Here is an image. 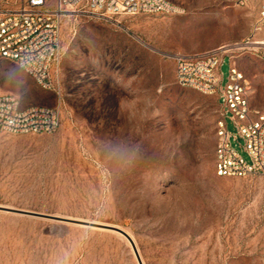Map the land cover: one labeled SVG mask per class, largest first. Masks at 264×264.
<instances>
[{
  "label": "rangeland",
  "instance_id": "1",
  "mask_svg": "<svg viewBox=\"0 0 264 264\" xmlns=\"http://www.w3.org/2000/svg\"><path fill=\"white\" fill-rule=\"evenodd\" d=\"M171 1L184 12L68 17L60 94L0 59V91L60 111L53 132L0 131V264H138L105 225L130 234L143 264H264V174H216L217 94L178 85L174 61L228 48L220 85L231 55L260 106L264 48L235 43L262 2Z\"/></svg>",
  "mask_w": 264,
  "mask_h": 264
},
{
  "label": "built area",
  "instance_id": "2",
  "mask_svg": "<svg viewBox=\"0 0 264 264\" xmlns=\"http://www.w3.org/2000/svg\"><path fill=\"white\" fill-rule=\"evenodd\" d=\"M244 4L249 0H236ZM254 31L264 25V0ZM184 9L171 0H0V59L14 62L43 89L60 94L58 82L51 77L59 62L61 29L64 21L79 13L99 16L119 14L176 15ZM239 47L259 49L263 42L247 37ZM228 48H212L197 54H176L175 80L205 94H217L220 113L216 122L215 172L219 176L264 174V103L250 104V85L229 56V71L221 86L219 67ZM236 132L231 133L227 121ZM60 125L57 107L24 106L19 96L0 91V131L48 133ZM231 137L243 140L245 159L231 143Z\"/></svg>",
  "mask_w": 264,
  "mask_h": 264
},
{
  "label": "water",
  "instance_id": "3",
  "mask_svg": "<svg viewBox=\"0 0 264 264\" xmlns=\"http://www.w3.org/2000/svg\"><path fill=\"white\" fill-rule=\"evenodd\" d=\"M18 211L24 212V213H32V212L24 211V210H18ZM33 214H39V213H33ZM105 227L122 234L129 241V243H130V245H131V247L133 249V252H134V254H135L136 258H137L138 264H143L133 239L131 238V236L125 230H123L120 227L113 226V225H105Z\"/></svg>",
  "mask_w": 264,
  "mask_h": 264
},
{
  "label": "crops",
  "instance_id": "4",
  "mask_svg": "<svg viewBox=\"0 0 264 264\" xmlns=\"http://www.w3.org/2000/svg\"><path fill=\"white\" fill-rule=\"evenodd\" d=\"M260 8V7H259ZM250 37L253 41H262L264 42V25L260 27V29L254 31L250 34ZM260 39V40H259ZM256 48V47H254ZM261 48H264V46H261ZM264 60V59H263ZM249 96H250V91H249ZM250 99V97H249ZM251 104V102H250ZM263 104V103H262ZM261 104V105H262ZM252 105V104H251ZM260 105V106H261ZM253 106V105H252ZM254 107H259V106H254Z\"/></svg>",
  "mask_w": 264,
  "mask_h": 264
},
{
  "label": "bare ground",
  "instance_id": "5",
  "mask_svg": "<svg viewBox=\"0 0 264 264\" xmlns=\"http://www.w3.org/2000/svg\"><path fill=\"white\" fill-rule=\"evenodd\" d=\"M260 40V39H259ZM260 42H263V40L262 41H260ZM264 43V42H263ZM130 235V234H129ZM132 238V237H131ZM133 239V238H132ZM133 241H134V239H133ZM134 243H135V241H134ZM140 258H142L141 256H140ZM143 262V261H142Z\"/></svg>",
  "mask_w": 264,
  "mask_h": 264
}]
</instances>
